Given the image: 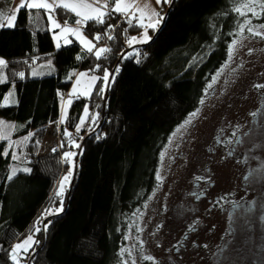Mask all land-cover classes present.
<instances>
[{"label":"trees","instance_id":"trees-1","mask_svg":"<svg viewBox=\"0 0 264 264\" xmlns=\"http://www.w3.org/2000/svg\"><path fill=\"white\" fill-rule=\"evenodd\" d=\"M244 2L171 0L151 41L130 49L126 42L139 26L111 11L103 24L87 21L84 27L98 46L107 45L101 57L77 42L57 49L48 13L19 10L13 30L0 42L7 62L0 68V105L12 86L17 103L0 106V117L17 123L13 138L31 136L15 160L9 142H0V264H15L13 249L29 235L36 243L24 264H116L126 219L155 189L160 155L172 134L200 107L232 43L264 25L259 7L264 0L256 14L242 9V15L235 8ZM52 15L62 24L79 19L62 8ZM35 70L37 76L31 77ZM82 71L98 74V84L91 97L72 102L61 122L65 97ZM105 71L111 77L104 94ZM88 104L89 121L97 119L89 131L87 125L75 135ZM58 124L60 150L44 151ZM74 140L80 142L77 174L70 194L69 188L64 197L56 196L68 169L62 165L63 152ZM13 167L18 171L9 180Z\"/></svg>","mask_w":264,"mask_h":264},{"label":"rangeland","instance_id":"rangeland-1","mask_svg":"<svg viewBox=\"0 0 264 264\" xmlns=\"http://www.w3.org/2000/svg\"><path fill=\"white\" fill-rule=\"evenodd\" d=\"M111 1L99 0L100 3L107 4L106 13L115 12V4ZM137 3L139 6L149 4L163 16L165 6L157 5L156 0H137ZM135 15L137 18L131 21L139 26V30L129 35L127 49L150 42L152 30L157 29L163 21L155 29L147 28L150 39L142 42L145 28L140 27L139 13ZM53 18L61 25V28H55L48 18L49 30L57 49L77 42L84 51H88L76 34L62 32L64 27L78 29L94 45L91 52L95 55L100 48L107 49L106 44L98 46L85 35L87 21L62 24ZM148 23L145 18V26ZM261 26L252 27L247 36L232 43L228 60L213 78L200 107L193 112L196 115L190 114L172 134L160 155L155 189L148 200L126 219L127 228L116 264H264V27ZM257 32L261 35H256ZM132 37L137 40L129 44ZM57 44L60 46L57 47ZM50 69H46V72ZM37 71L31 77H36ZM80 73H85L86 76L81 77ZM107 73L109 83L111 73ZM92 76L97 79L92 83L89 95L73 93L74 87L82 91ZM99 78L98 74L87 71L76 75L63 104L64 119L74 100L92 96ZM77 80L81 81L80 85L76 84ZM108 83L105 85L103 82L104 94ZM9 93H14L17 101L14 86L6 95L11 101L13 97H9ZM69 100L71 104L67 103ZM14 104L16 103L10 102L4 107ZM85 108L88 109V116H84L83 110L78 125L82 119L84 124L79 131L76 127L75 135L82 134L87 125V131L94 126L93 119L89 121L92 112L89 104ZM94 117L96 120L97 115ZM0 121L4 122L0 126V135L8 137L0 139V142H9L8 150L12 155L20 157V149L29 139L25 141V137L13 138L17 127L15 121L2 117ZM231 135L242 138L238 161L231 160L219 148L218 141ZM74 142L80 145L79 141ZM53 146L60 150V124L57 135L50 133L46 139L44 151ZM71 146L72 148L63 152L76 154L68 162H65L64 156L62 159V165H67L68 168L63 176L72 172L63 197L71 187L76 169L75 158L79 152L73 142ZM223 161L226 164L221 165ZM206 172H210L208 181L215 182V187L208 190L209 198H220L221 208L216 207L215 202L208 204L205 200L186 210L185 207H189L190 202L188 193L195 182L203 179ZM158 174L162 177L161 180L157 179ZM233 205L240 207L237 214L232 209ZM186 235L189 236L188 239H185ZM27 238L28 236L17 244H22ZM33 245L26 252L20 250L15 253L19 264H24ZM13 262L17 264L16 261Z\"/></svg>","mask_w":264,"mask_h":264},{"label":"snow or ice","instance_id":"snow-or-ice-1","mask_svg":"<svg viewBox=\"0 0 264 264\" xmlns=\"http://www.w3.org/2000/svg\"><path fill=\"white\" fill-rule=\"evenodd\" d=\"M112 2L115 4L114 7V11L117 13H122L125 15L126 18L129 19V23L131 22V19L133 18H137L136 17V13H139V22H140V27L145 28V32L143 35V41L142 42H146L148 39H150L147 36V28H153L155 29L157 27V25H159L161 23V21L163 20V16L161 15V13L159 11H156L155 8H151L149 4H145L144 6H139L137 3V0H112ZM259 0H247V2L241 3V5L239 7L235 8V11L237 13L240 14H244L242 12V9H247L250 12H253V14L255 13V7L258 4ZM171 3V0H156V4L160 5L161 7L164 4H169ZM55 7H60L64 10L73 12L76 14V16L78 17H82V19H77L75 21V23L80 24L83 23L84 21L87 20H92L94 22H98L103 24L104 23V17L106 15H108V13H106L105 11L102 10V8H107V4H103L102 6L99 5V0H96V5H94L93 3H88L86 2V0H60V2L58 4L55 5ZM55 7L53 3H49L47 2V0H28L27 3L24 2V0H21V3L19 4L18 8L12 10V12L6 13L3 11H0V24H3V21L5 19L8 20V26L11 27L12 26V21H14L16 19V13L19 11L20 8H27V9H36V10H46L49 13L48 18L52 21V24L55 28H61V25L58 24L55 19L52 17L51 13L53 11H55ZM259 7L261 9H264V3H259ZM145 18H147V20L149 21V23L145 26L144 24V20ZM112 27V26H110ZM261 27H264V25H262ZM249 31H252V29L250 28ZM62 32H72L74 34L77 35V37L80 39L81 43L85 46V48H87V50L89 52L92 51L94 45L92 44L91 41L85 39L79 32L78 29H71V28H67L64 27L62 28ZM256 35H261V33L257 32L255 33ZM95 39L99 40L100 37L96 36ZM137 38L136 37H132L131 40L128 41L129 44H132L134 41H136ZM60 45L57 44V47H59ZM109 51V49L106 48H100L97 52H96V56L99 57L101 54L105 53ZM7 64V62L5 60H3L2 58H0V68L5 67ZM36 73L34 72L33 75H35ZM20 77L23 78L24 73H19ZM81 77L86 76L85 73H80ZM108 77H109V73H107V71H105L103 80L105 82V85H107L108 83ZM97 79V77L92 76L90 78V80L87 82V86L81 91L80 88H73V93H77L80 92V94L87 96L90 94L91 91V86L92 83L95 82ZM4 82V78L0 77V83ZM81 81L77 80L76 84L80 85ZM9 97H13L11 99V101L9 100L8 97H5L4 102L2 105L0 106H5L7 104L11 103H17V101L14 99V93H9ZM68 104H71V100H69L67 102ZM196 113H193L192 116H195ZM84 116L87 117L88 116V109L85 108L84 109ZM63 121V117L61 118V122ZM93 122H95V117H93ZM84 124V120L82 119L80 121V125L77 126V131L80 130V127L83 126ZM4 122L0 121V126H3ZM181 127H184V125H181ZM179 131V129L177 130ZM67 135L71 136L70 133H68ZM31 134H29V137H25V141L28 140L30 138ZM7 136H3L0 135V139H7ZM75 147L79 148L80 145L79 144H75V142L73 141ZM4 156L8 155V152L5 151L3 153ZM76 154L73 152H65L63 154L64 158H65V162H68L72 159V157H74ZM12 159H19V157L13 155ZM75 165H73L74 167ZM18 169L13 167L11 170V175L7 177V179L11 180L13 177L16 176ZM21 171L25 172V173H30L31 169L30 168H24ZM72 175V172L69 171L67 175L63 176L61 178V180L59 181L58 184V191L56 192V196H60L62 197L64 194V190L66 185L69 183L70 181V177ZM157 179L161 180L162 177L159 176V174L157 175ZM61 209H57V211H60ZM46 214H52L51 212H48L46 210ZM40 221H36V224H39ZM45 230H46V225L44 226ZM41 229L39 227H35L34 231L39 232ZM36 243V241L33 240L32 236L29 235L28 238L22 243V244H17L15 246V248L13 249V255L11 256V259L13 261H16L17 264H19L18 261V257L15 253H17L18 251L22 250V251H27L28 248L32 245ZM148 259H151V257H148Z\"/></svg>","mask_w":264,"mask_h":264},{"label":"flooded vegetation","instance_id":"flooded-vegetation-1","mask_svg":"<svg viewBox=\"0 0 264 264\" xmlns=\"http://www.w3.org/2000/svg\"><path fill=\"white\" fill-rule=\"evenodd\" d=\"M235 137V138H233ZM219 148L222 149L224 153L228 154L233 160V161H238L239 160V155H240V147L242 144V138L241 137H236V136H224L222 140L220 139L218 141ZM215 152V151H214ZM231 162V161H230ZM226 164L223 162L220 163ZM208 177L210 178V172H206L203 179H200L199 181L194 183V187L191 190L189 194V207H185L186 210L191 209L192 207L198 206L201 201L207 200V203L212 204V202H215L216 207L221 208V202L220 198L216 197L214 199L209 198V189H213L215 187V182L208 181ZM240 207L238 205H233L232 209L235 210V213H238V209ZM188 235L185 236V239H188ZM184 242V241H183ZM183 246V245H182Z\"/></svg>","mask_w":264,"mask_h":264},{"label":"crops","instance_id":"crops-1","mask_svg":"<svg viewBox=\"0 0 264 264\" xmlns=\"http://www.w3.org/2000/svg\"><path fill=\"white\" fill-rule=\"evenodd\" d=\"M25 3L28 2V0H24ZM47 2L49 3H53L54 4V7L56 4H58L60 2V0H47ZM86 2L88 3H93L94 5H96V0L94 1H91V0H86ZM21 3V0H0V11H3V12H6V13H11L12 10L18 8L19 4ZM99 5L102 6L103 4L99 2ZM60 7H55V10L59 9ZM22 9V8H20ZM19 9V10H20ZM109 9V8H108ZM36 10V9H34ZM40 10H43V9H40ZM103 11L106 12L107 8H102ZM46 11V10H45ZM19 12V11H18ZM18 12L16 13V17H17V14ZM47 12V11H46ZM54 12V11H53ZM53 12L51 13V15L53 14ZM48 13V12H47ZM73 13V12H72ZM117 13V12H115ZM49 14V13H48ZM75 14V13H73ZM117 14H120V15H123L122 13H117ZM76 15V14H75ZM53 16V15H52ZM124 16V15H123ZM54 17V16H53ZM78 17V16H77ZM80 19H82V17H78ZM87 21H92V20H87ZM15 23H16V19L14 21H12V26L9 27L8 26V20L5 19L3 21V24H0V42L1 40H4L5 37L8 36V34L13 30L14 26H15ZM89 52V51H87ZM0 58H2L3 60H5V58L3 56L0 55ZM6 61V60H5ZM64 104V103H63ZM61 118H62V115H61ZM63 121H64V118H63Z\"/></svg>","mask_w":264,"mask_h":264},{"label":"water","instance_id":"water-1","mask_svg":"<svg viewBox=\"0 0 264 264\" xmlns=\"http://www.w3.org/2000/svg\"><path fill=\"white\" fill-rule=\"evenodd\" d=\"M76 174H77V168L75 169V172H74V178L76 177ZM72 186H73V181H72V183H71V187H70L69 194H70V192H71Z\"/></svg>","mask_w":264,"mask_h":264}]
</instances>
